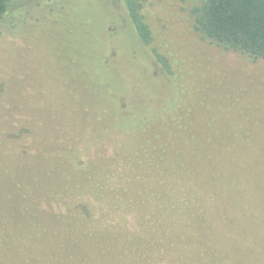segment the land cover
Returning a JSON list of instances; mask_svg holds the SVG:
<instances>
[{
    "label": "rangeland",
    "instance_id": "1",
    "mask_svg": "<svg viewBox=\"0 0 264 264\" xmlns=\"http://www.w3.org/2000/svg\"><path fill=\"white\" fill-rule=\"evenodd\" d=\"M197 2L144 0L153 47L171 72L157 71L164 109L128 134L114 113L99 114L101 59L117 45L111 25L130 37L119 0L12 1L20 17L0 23V107L20 103L24 113L17 134L0 136V264H120L115 235L127 231L99 245V218L116 225L137 205L136 191L142 200L151 189L163 194L164 218L175 198L168 191L182 179L199 191L218 264H264V58L205 39L195 29ZM121 60L104 70L111 99L131 85L129 70L115 67ZM145 94L139 102L151 99ZM79 141L91 143L71 153ZM168 217L149 232L156 243ZM130 222L125 230L136 233Z\"/></svg>",
    "mask_w": 264,
    "mask_h": 264
},
{
    "label": "trees",
    "instance_id": "2",
    "mask_svg": "<svg viewBox=\"0 0 264 264\" xmlns=\"http://www.w3.org/2000/svg\"><path fill=\"white\" fill-rule=\"evenodd\" d=\"M12 1L0 0V23L5 21L11 13H14L15 18L20 17L19 12H17L19 6H14ZM197 1V4L192 8L195 29L205 39L226 50L242 52L254 58H264V0ZM119 2L129 22L124 27L128 28L130 37L125 41L118 36L122 23L118 26L115 23L111 25L114 27V31H109V34L116 37L115 44L117 45L111 49L109 55H103L101 59L103 70L100 73L102 78L99 83V102L101 103L99 114H103L104 117L114 113L117 123L115 126L117 125V128L119 127L120 130L130 134L139 129L147 118L164 109L167 101H165L159 87V75L169 78L168 71L171 72V70L166 57L153 47L152 32L142 15L144 0H119ZM125 37L127 39V35ZM119 57L124 60L114 62L115 67L129 70L127 75L131 85L128 91L118 95L114 94L112 90L113 99H111L108 93L102 89V86L109 84L104 79L106 77L104 70L109 67L111 61L117 60ZM158 69L161 72L159 75L157 74ZM88 86L87 82L86 88ZM172 89L171 85L169 91ZM93 92L98 94L96 88L93 89ZM142 92L146 93L145 95L150 94L151 99L145 103L139 102L138 100L145 99H140ZM23 113V107L20 103L6 107L1 106L0 114L4 115L6 123L4 126H0V136L6 135V131L13 134V123L16 116L21 114L22 118ZM30 115L37 121L34 112ZM99 116L97 115V117ZM79 142L80 146L74 147L71 153L80 154L91 143V141ZM258 143L260 142L258 141ZM229 157L235 159L234 155ZM259 158L255 162L257 168L263 164L261 156ZM242 160L245 163V160L240 156L238 164H241ZM73 161L70 163L76 165L77 162ZM242 176L244 175L242 174ZM182 181L180 184L173 185L168 191L173 192L175 198L171 201L165 214L166 217L169 211V217L165 221V229L167 228L164 232L165 241L163 239L156 243L157 234L149 233L156 231V228L162 229V222L165 218H163L164 213L160 216L157 214L163 210L161 199L163 194L161 190L152 189L142 200L138 196L139 190H137V205H127L126 209H129V214H120V217L117 218L118 222H115L116 225L107 226V222L99 218V236L95 240L99 242V245H102L113 239L114 233L112 232H115L118 227L120 230L127 231L129 238H126L125 233H121L122 231L115 235L121 250L119 253L120 264H159V262L165 264H201V262H209L211 258L214 259V264L221 263L224 259L217 252V246L212 244V241L215 243L216 232L203 209L199 191L197 192L190 181ZM100 194L104 196V192L100 191ZM99 204L102 205L100 200ZM130 217L134 219L136 233L125 230L132 228ZM142 240L144 243L141 245L140 241ZM114 241L115 239L111 243Z\"/></svg>",
    "mask_w": 264,
    "mask_h": 264
}]
</instances>
